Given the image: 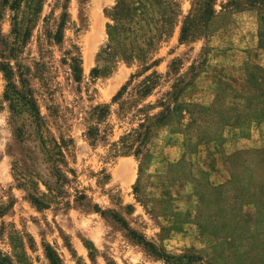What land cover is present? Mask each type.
<instances>
[{
    "label": "rangeland",
    "instance_id": "rangeland-1",
    "mask_svg": "<svg viewBox=\"0 0 264 264\" xmlns=\"http://www.w3.org/2000/svg\"><path fill=\"white\" fill-rule=\"evenodd\" d=\"M14 1L0 0V251L15 264H50L45 246L58 264H264V150L227 156L232 178L219 185L195 158L226 124L264 112V0H215L185 42L181 26L197 0H21L11 9ZM2 63L34 99L39 131L25 112L11 113ZM153 71L155 87L139 98L134 86ZM162 103L169 111L148 121L137 150L140 119ZM104 105L98 119L93 109ZM89 127L98 129L93 143ZM37 132L62 153L56 195L41 182L54 185ZM25 155L36 158L25 162L32 186L16 167ZM129 229L173 258L153 256Z\"/></svg>",
    "mask_w": 264,
    "mask_h": 264
},
{
    "label": "trees",
    "instance_id": "trees-1",
    "mask_svg": "<svg viewBox=\"0 0 264 264\" xmlns=\"http://www.w3.org/2000/svg\"><path fill=\"white\" fill-rule=\"evenodd\" d=\"M20 1L21 0H15L14 3L10 5V8L11 9L15 8ZM214 1L215 0H197L196 2L197 12L193 14H189L184 19L180 30L179 41L181 42L187 41L190 37H192L193 28L203 26L205 25L206 22L209 21L210 17L214 13V9H213ZM230 2L235 3L234 0H231ZM245 3L247 7L251 8L253 5H255L256 0H245ZM4 4L5 3H3V5ZM147 69L148 68H145V70ZM1 70L3 72L5 79L8 81V86L4 94V97L9 101V109H11V113L18 114L21 112H25L29 116L31 122L35 124L37 131H39L38 129L40 127L41 119H40L38 107L34 99L32 97H28L22 94L16 89V86L11 82L12 69L8 63H2ZM93 73H97V69H93ZM136 76L138 75L137 74L130 75V78L126 81V83L123 84L120 87V89L117 91V93L113 96L112 102H115L122 97L123 93L126 91V88ZM157 77H159V74L156 71H153L149 75H146L142 80H140L134 86L135 94L139 98L147 97L155 87L157 82ZM174 86L175 85L173 84L172 87ZM169 95L170 96L173 95V99L175 98L174 93H170ZM161 105L164 106L165 103H162ZM168 111H169V105H165L163 111H160L158 114H154L152 116L145 115V117L140 119L142 120V122L138 123L137 129L135 130L134 133L135 140L138 142L137 150H139L140 147L143 146L149 138L150 124L148 123V121L154 119V121L158 123L160 120H162L164 113ZM93 113L96 114L98 119H102L103 117H105V115L108 114V105L94 107ZM37 134L39 137V145H38L39 152L42 153L43 155L42 159L43 162L46 164V169L49 170V175H51V177L54 179V185L48 184V182L44 179H41V182L46 187V189L49 192H51L52 195H56L61 192V186H62L61 184L63 180V175L58 167V162H60L59 156H62V153L59 149H57L58 147L57 144H55L56 147L54 146L53 148L47 147L45 145V140L43 139V137L41 135L39 136V132H37ZM87 136L89 139H91L92 143L95 142L98 137V129L94 127H89L87 131ZM25 158L26 160L22 158L24 162L22 163L21 166L19 167L18 165L15 166L17 167V169L20 168L19 169L20 173L25 175V177H28L27 179L29 185L32 186L33 184L35 185L36 181L32 179L33 173L29 170L28 164H26L25 162H27V160L29 159L33 162V164H35L36 158L33 157L32 155H25ZM35 177H37L38 179L43 178L38 172L35 174ZM80 198H85V197L83 195L82 196L80 195ZM29 199L39 208L46 207V203H44L43 200L39 199L38 196L29 195ZM98 211L101 213L103 212L100 211L99 209ZM112 217L115 219V221L121 223V225L125 227L127 226L126 222L118 215H113ZM2 229L3 227L1 226L0 232L2 231ZM129 232L131 237L135 241H137V243L142 244L143 247L153 256L160 258L166 262L169 261L170 258H173V256H170L165 252L158 251L152 243L146 241L144 237L138 234L136 231L129 229ZM45 254L50 264H58L59 259L54 253V251L50 249L49 246H45ZM16 256H18V254ZM0 264H15V262L13 261V258L9 254H5L0 251Z\"/></svg>",
    "mask_w": 264,
    "mask_h": 264
},
{
    "label": "crops",
    "instance_id": "crops-1",
    "mask_svg": "<svg viewBox=\"0 0 264 264\" xmlns=\"http://www.w3.org/2000/svg\"><path fill=\"white\" fill-rule=\"evenodd\" d=\"M257 86V93L264 96V84ZM250 118H247V122L226 124L220 142H207L197 149V166L208 173L209 181L213 185L223 184L232 178L227 170V156L248 149L264 150V112L259 118ZM168 148L177 149L178 144H171Z\"/></svg>",
    "mask_w": 264,
    "mask_h": 264
}]
</instances>
